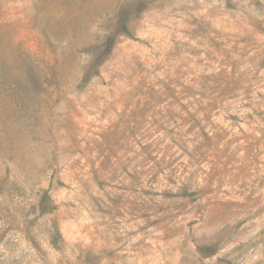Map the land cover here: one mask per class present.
Returning <instances> with one entry per match:
<instances>
[{
	"label": "rangeland",
	"instance_id": "1",
	"mask_svg": "<svg viewBox=\"0 0 264 264\" xmlns=\"http://www.w3.org/2000/svg\"><path fill=\"white\" fill-rule=\"evenodd\" d=\"M0 264H264V0H0Z\"/></svg>",
	"mask_w": 264,
	"mask_h": 264
},
{
	"label": "trees",
	"instance_id": "2",
	"mask_svg": "<svg viewBox=\"0 0 264 264\" xmlns=\"http://www.w3.org/2000/svg\"><path fill=\"white\" fill-rule=\"evenodd\" d=\"M132 14H133L132 12L124 10L118 15V18H117L116 24H115L114 33L109 34L106 37V40L103 44V49H102L101 54L99 55V57L97 59H95L90 64L86 74L83 76V78L81 80L80 85L86 84V82H88V80L90 78V72H92V70H96V68L98 67V65L101 62V59L110 53V51H111V49L115 43V38L117 35H125L127 37L131 36L129 30L126 27V24L128 22V19L130 18V16ZM48 191H49L48 189L43 190L41 195H40L38 207H37L38 213L40 215L51 213L56 208V206L53 203ZM50 240H51V244L54 247L58 246L59 234H58V231L56 229H54L52 232H50Z\"/></svg>",
	"mask_w": 264,
	"mask_h": 264
}]
</instances>
